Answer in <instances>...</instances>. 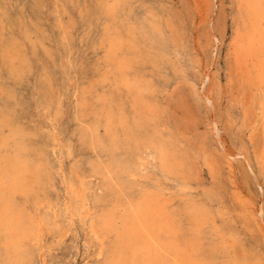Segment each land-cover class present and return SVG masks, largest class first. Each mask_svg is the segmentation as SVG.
<instances>
[{"label":"rangeland","instance_id":"374dc122","mask_svg":"<svg viewBox=\"0 0 264 264\" xmlns=\"http://www.w3.org/2000/svg\"><path fill=\"white\" fill-rule=\"evenodd\" d=\"M246 3L0 0V155L13 154L24 168L27 186L12 201L26 226L21 239L28 264H102L104 253L96 258L99 239L91 235L89 221L103 209L119 213V202L142 191L156 194L178 223L181 241L193 240L192 206L206 212L197 233L203 259L215 251L217 263L264 264V49L262 61L247 52L264 39L254 35L247 43L253 32ZM128 129L139 138L156 135L166 141L180 163L163 171L152 149L140 145L135 165L142 162L143 168L138 165L134 175L116 173L120 181L114 175L105 182L106 173L94 166L106 163L108 140H125ZM119 148L116 158H128ZM80 195L88 199V217L66 215L78 206ZM35 234L47 247L40 248L44 263L38 261ZM1 236L0 264H18L5 253ZM107 239L108 244L112 236Z\"/></svg>","mask_w":264,"mask_h":264},{"label":"bare ground","instance_id":"6f19581e","mask_svg":"<svg viewBox=\"0 0 264 264\" xmlns=\"http://www.w3.org/2000/svg\"><path fill=\"white\" fill-rule=\"evenodd\" d=\"M127 3V2H126ZM111 5V4H110ZM119 5V4H118ZM113 7V6H112ZM112 7H108V10L110 11L112 9ZM124 7V6H123ZM245 16H246V21L247 24H249L251 31L253 33L252 36H249L247 38V43L250 42L254 35L256 38L258 39H264V0H247V3L245 4ZM114 8V7H113ZM1 19V18H0ZM114 20V19H113ZM113 22V21H112ZM8 24V23H7ZM113 24V23H112ZM111 24V25H112ZM110 32V31H109ZM37 33V32H36ZM2 36V35H1ZM111 36V35H110ZM109 39V38H108ZM19 40V39H18ZM24 40V39H23ZM111 41V40H110ZM24 42V41H23ZM258 45L254 44V49L253 52L251 50V48L247 51L249 54L252 55H256V59H258V61H260L261 59H263L262 57L259 56V52L262 51L264 49V41L260 42L259 40L257 41ZM109 43V42H108ZM167 43V42H166ZM248 46V45H246ZM245 46V47H246ZM110 48V47H109ZM113 48V47H112ZM136 50V49H135ZM114 51V50H113ZM261 58V59H260ZM262 61V60H261ZM15 68V67H14ZM166 68V67H165ZM175 70V69H174ZM264 95V94H263ZM2 100V99H1ZM264 101V100H263ZM2 102V101H1ZM60 103V102H59ZM5 105V104H4ZM51 106V105H50ZM41 107V106H40ZM43 109H47V108H43ZM42 109V110H43ZM48 110H50L48 108ZM45 111V110H44ZM43 111V112H44ZM137 112V111H136ZM7 112H5L6 114ZM59 113V112H58ZM50 114V113H49ZM40 116V115H39ZM44 116V115H43ZM50 116V115H49ZM5 117V116H4ZM9 117V115H8ZM105 118V117H104ZM103 118V119H104ZM106 118L108 119V121L110 120V116H106ZM41 119H43L41 117ZM46 119V118H45ZM49 119V118H48ZM52 119V118H51ZM14 121V120H13ZM55 121V120H54ZM49 122V121H48ZM98 122V121H97ZM8 123V122H7ZM1 124V123H0ZM58 124V123H57ZM10 125V124H9ZM12 126V125H11ZM39 126V125H38ZM57 127V126H56ZM10 128V127H9ZM41 128V127H40ZM97 128V127H96ZM108 128V127H107ZM48 129V128H47ZM56 129V128H55ZM89 129V128H88ZM10 130V129H9ZM95 130V129H94ZM98 130V129H97ZM2 131V130H1ZM12 132H14V134L17 133V129L16 130H11ZM54 132V131H53ZM125 140L122 141H117L115 140V138H110L108 140V144H107V149H108V158H105L106 163L104 164H96L93 163L95 166V170L98 172H105L106 173V177L104 180H106L105 182H108L110 180L113 179V176L115 175L117 180L120 181L121 179L119 178L120 176L116 173H129V174H133L137 173V167L138 165H141V163H138L137 165H135V160L138 158V153H139V146L142 145L146 148H150L151 153L150 155H152V158H158L161 164V168L163 171H171L172 169H174L178 163H180L179 158L177 157L176 153H174L173 151H171L172 149H168V145L166 141L163 140H158L156 137V135H152V136H148L147 138H139V136L132 130V129H128L127 131H125ZM19 133V132H18ZM49 133V132H48ZM96 133V132H93ZM164 133V132H163ZM12 134V133H10ZM9 134V135H10ZM86 134V133H85ZM54 135V134H53ZM91 135V134H90ZM13 137V136H11ZM15 137V136H14ZM13 137V138H14ZM54 137V136H53ZM88 138V137H87ZM103 138V136H102ZM119 138V137H118ZM15 139V138H14ZM18 139V138H17ZM55 139V138H54ZM90 139V136H89ZM95 140V138H94ZM97 140V139H96ZM100 140V139H99ZM13 142V140H11ZM9 141V142H11ZM53 141V140H52ZM90 141V140H89ZM1 142V141H0ZM8 142V143H9ZM23 142V141H22ZM97 142V141H96ZM14 143V142H13ZM51 143V142H50ZM56 143V141H55ZM104 143V142H103ZM17 144V143H16ZM58 144V143H57ZM93 144V143H91ZM21 145V144H20ZM68 145V144H67ZM2 146V144H1ZM17 146V145H16ZM59 146V145H58ZM95 146V145H94ZM93 146V147H94ZM15 146H13L14 148ZM22 147V146H20ZM66 147V146H65ZM68 147V146H67ZM71 147V146H70ZM123 148L125 151H127V153L129 154L128 158H124V159H120L116 158V156L114 155V150L115 148H118V151H120L121 149L119 148ZM57 148V146H56ZM102 148V147H101ZM11 149V148H10ZM19 149V148H18ZM22 149V148H21ZM20 149V150H21ZM61 149V148H60ZM68 149V148H66ZM95 149V148H94ZM103 149H105L103 147ZM102 149V150H103ZM120 149V150H119ZM1 150V149H0ZM13 150V149H12ZM15 150V148H14ZM13 150V151H14ZM65 150V149H64ZM71 150V149H69ZM93 150V149H92ZM97 150V149H96ZM101 150V149H100ZM123 150V151H124ZM68 151V150H67ZM94 151V150H93ZM99 151V150H98ZM117 151V150H115ZM148 151V150H147ZM5 152V151H4ZM24 152V151H23ZM51 152L52 148H51ZM58 152V151H57ZM96 152V151H95ZM94 152V153H95ZM102 152V151H101ZM146 152V151H145ZM16 153V152H15ZM21 153V152H20ZM49 153V152H48ZM72 153V152H71ZM93 153V154H94ZM97 153V152H96ZM99 153V152H98ZM97 153V154H98ZM105 153V151H104ZM119 153H122V151H120ZM23 154V153H22ZM96 154V156H97ZM101 154V153H100ZM4 155V154H3ZM17 155V154H15ZM45 155V154H43ZM106 155V153H105ZM13 157H2V155H0V234L2 235V244L4 247V251L5 253L12 258V260L15 263L18 264H28L31 263V261L26 260V256L28 255V251L27 249L23 246L22 243V239H21V234L24 232V224L23 221L19 215V213L17 212V210L14 208V204L12 201V197L15 195L14 193H19L22 188H24V186L26 185V180H25V176L22 175V172L24 170V168L22 167V165L20 164V161H18V159H16L14 157V155L12 154ZM19 156V155H18ZM102 156V155H101ZM141 156V155H140ZM59 157V155H58ZM105 157V156H104ZM103 157V158H104ZM121 157V156H120ZM127 157V156H124ZM147 157V155H146ZM149 157V155H148ZM2 158V159H1ZM44 158V157H43ZM60 158V157H59ZM66 158V157H63ZM98 158V159H97ZM95 158L97 161L101 160L99 159V157ZM23 160V159H22ZM95 160V161H96ZM139 160V158H138ZM145 159L143 158L144 161ZM137 161V160H136ZM47 162V161H46ZM60 162V161H59ZM23 163V162H22ZM33 163V162H32ZM49 163V162H48ZM98 163V162H97ZM145 163V162H144ZM264 163V162H263ZM26 164V163H24ZM45 164V163H44ZM47 164V163H46ZM51 164V163H50ZM61 165V163H59ZM65 164V163H64ZM92 164V165H93ZM91 165V166H92ZM152 165V164H151ZM48 166V164L46 165ZM57 166V165H56ZM153 166V165H152ZM151 166V167H152ZM155 166V165H154ZM35 167V166H34ZM65 167V166H64ZM141 167L143 168V166L141 165ZM93 168V167H92ZM35 169V168H34ZM39 169V168H38ZM61 169V168H60ZM59 169V170H60ZM154 169V167H153ZM62 170V169H61ZM142 171V169H140ZM145 170V169H144ZM152 170V168H151ZM27 171V170H26ZM29 171V170H28ZM36 170H34L35 172ZM39 171V170H37ZM68 171V170H67ZM25 172V171H24ZM264 172V170H263ZM96 173V172H95ZM26 173H24L25 175ZM42 174V173H41ZM53 174V173H52ZM39 175V174H38ZM65 175V174H64ZM71 175V174H70ZM158 175V174H157ZM162 175V174H161ZM32 176V175H31ZM35 176V175H34ZM54 176V175H53ZM93 176V175H92ZM104 176V175H103ZM43 177V176H42ZM64 178V176H62ZM136 176H134L135 178ZM163 177V175H162ZM31 178V177H30ZM56 178V177H55ZM66 178V175H65ZM70 178V177H69ZM99 178V176H98ZM131 178V177H129ZM160 178V177H159ZM168 178V177H167ZM27 179V177H26ZM39 179H42L41 176ZM53 179V178H52ZM58 179V178H57ZM67 179V178H66ZM66 179H64L63 181H65ZM125 179V178H124ZM170 179V178H169ZM182 179V178H181ZM37 180V179H36ZM70 180L72 181V179L70 178ZM134 180V179H133ZM140 180V179H139ZM171 180V179H170ZM176 180V179H175ZM183 180V179H182ZM185 180V179H184ZM183 180V181H184ZM187 180V179H186ZM43 181V180H41ZM57 181V180H56ZM61 181V180H60ZM178 181V180H177ZM32 182V181H31ZM55 182V181H54ZM58 182V181H57ZM66 182V181H65ZM68 182V181H67ZM113 182V181H112ZM110 182V184L112 183ZM144 182V181H143ZM148 181H146L147 183ZM176 182V181H175ZM28 183V182H27ZM44 183V182H43ZM56 183V182H55ZM88 183V182H87ZM121 185H129V183H127L125 181V183L119 182ZM118 183V184H119ZM47 184V183H46ZM90 184V183H89ZM109 184V183H108ZM119 184V185H120ZM143 184V183H142ZM153 184V183H152ZM65 185V184H64ZM68 185V184H67ZM75 185V184H74ZM91 185V184H90ZM113 184L109 185L112 186ZM117 185V184H116ZM120 185V186H121ZM145 185V184H144ZM27 186V185H26ZM46 186V185H45ZM60 186V184H59ZM136 186V185H134ZM142 186V185H141ZM140 186V188H141ZM157 186V185H155ZM168 186V185H167ZM166 186V187H167ZM55 187V186H54ZM67 188V186H65ZM69 187V186H68ZM74 187V186H73ZM76 188L78 186H75ZM74 187V188H75ZM86 187V186H85ZM119 187V186H116ZM115 187V188H116ZM123 187V186H122ZM127 187V186H126ZM32 187H30L31 189ZM34 188V187H33ZM42 188V187H41ZM88 188V187H87ZM86 188V189H87ZM106 188V187H105ZM110 188V187H109ZM260 188V187H259ZM28 189V188H27ZM65 189V188H64ZM71 189V188H70ZM85 189V188H82ZM85 189V190H86ZM120 189V188H119ZM117 189V190H119ZM138 189V186H137ZM35 190V189H34ZM72 193L74 192L73 189ZM99 190V189H97ZM121 190V189H120ZM170 190V189H169ZM168 190V191H169ZM172 190V189H171ZM38 191V190H37ZM76 191V189H75ZM78 191V190H77ZM88 191V190H87ZM93 191V190H92ZM102 194L103 191L99 190ZM123 191V190H122ZM128 191V190H127ZM164 191V190H163ZM27 192V191H26ZM31 192V191H30ZM41 192V190H40ZM61 192V191H60ZM65 192V191H64ZM100 192L99 195H100ZM113 192V191H112ZM171 192V191H170ZM174 192V191H173ZM22 193V192H21ZM24 193V192H23ZM69 193V192H68ZM83 194V192H81ZM80 193V194H81ZM122 193V192H121ZM131 193H133L131 191ZM154 192L151 191H142L140 193H137L133 199V197L126 199L125 198V202H119L118 204L121 206L120 212L117 213L118 211L115 210L116 208H112V209H103L99 214H97L96 216L93 215V217L91 218V220L89 221L90 224L89 225V231L91 233V235L94 236V238H96L95 240H97V256L96 258L104 253V260H102V264H221V263H217L216 260L213 259V253L215 252H211L208 251L206 252V258H202L200 256L201 252L204 250L203 247L199 244L200 242H198V236L197 233L199 232V228H201L200 224L201 222L204 220V218L206 217V212L203 211V209L199 206H192V209L189 211L188 213V218L192 221V236H193V240L190 241H181V239L179 240V236H181L180 231L181 230H177L178 228V223L175 222L168 213L167 210L165 209V207L161 204L158 203L159 202V198L156 199L155 197V193L153 195ZM172 193V192H171ZM211 193V192H210ZM67 194V193H66ZM78 194V193H77ZM97 194V193H96ZM168 194V193H167ZM22 195V194H21ZM32 195V193H31ZM62 195V194H61ZM75 195V194H74ZM117 195V194H116ZM120 195V194H119ZM122 196H125L123 193L121 194ZM206 196V194H204ZM213 195V194H211ZM26 196V195H25ZM46 196V195H45ZM56 196V195H55ZM66 196V195H65ZM73 196V195H72ZM162 196H163V192H162ZM210 196V195H209ZM27 197V196H26ZM43 197V196H42ZM75 197V196H74ZM78 197V196H77ZM93 197V196H92ZM98 197V196H97ZM107 197V196H106ZM127 197V195H126ZM40 198V197H39ZM45 198V197H44ZM42 198V200L44 199ZM56 198H58L56 196ZM64 198V197H63ZM68 198V197H67ZM81 198L79 200V204L78 206H75L73 208V212H69V208L66 210V215L68 214L70 217H76L77 215H80L81 213L86 214L84 217H88L87 215V209H88V203L86 201V199H84V195H80V197H78V199ZM102 198H105L102 197ZM101 198V199H102ZM207 198V196H206ZM214 198V196L212 197ZM66 199V198H65ZM91 199V197H90ZM93 199V198H92ZM97 198H94L93 200H95ZM100 199V198H99ZM108 199V198H107ZM185 199V198H184ZM54 200V199H53ZM51 200V201H53ZM88 200V199H87ZM155 200V202L153 201ZM167 200V199H166ZM182 200V199H181ZM50 201V200H49ZM55 201V200H54ZM58 201V200H56ZM78 201V200H77ZM99 201V200H98ZM101 201V200H100ZM157 201V202H156ZM196 201V200H194ZM209 201V200H207ZM211 201V200H210ZM219 201V200H218ZM37 202V201H36ZM70 202V200H69ZM67 202V205L68 203ZM74 202L71 201V203ZM91 202V201H90ZM106 202V201H105ZM118 202V201H117ZM193 202V200H192ZM212 202V201H211ZM215 202V201H213ZM40 203V202H38ZM44 203V202H43ZM46 203V202H45ZM52 203V202H51ZM60 203V202H59ZM63 203V202H62ZM196 203V202H195ZM219 203V202H218ZM65 204V203H64ZM98 204V202H97ZM117 204V205H118ZM183 204V203H182ZM199 204V203H197ZM208 204V203H207ZM220 204V203H219ZM218 204V205H219ZM40 205V204H39ZM42 205V204H41ZM44 205V204H43ZM58 205V203H57ZM93 205V204H92ZM91 205V206H92ZM202 205H204L202 203ZM45 206V205H44ZM54 206V205H53ZM63 206V205H62ZM66 206V205H65ZM64 206V208H65ZM69 206V205H68ZM96 206V204H95ZM48 207V205H47ZM56 207V205H55ZM61 207V206H60ZM90 207V205H89ZM93 207V206H92ZM39 208V207H38ZM44 208V207H43ZM71 208V207H70ZM103 208V207H102ZM101 208V209H102ZM42 209V208H41ZM53 209V208H52ZM212 209V208H211ZM38 210V209H36ZM59 210V209H58ZM57 210V211H58ZM63 210V208H62ZM97 210V209H96ZM95 210V211H96ZM177 210V209H176ZM213 210V209H212ZM211 210V211H212ZM34 211V210H33ZM32 211V212H33ZM61 211V210H60ZM91 211V210H89ZM207 211V210H206ZM30 212V211H29ZM36 213V211H34ZM33 212V214H34ZM38 212V211H37ZM40 212V211H39ZM98 212V211H97ZM213 212V211H212ZM23 213V212H22ZM63 213V212H60ZM96 213V212H95ZM218 213V212H217ZM220 213V211H219ZM26 214V213H25ZM38 214V213H37ZM64 214H65V210H64ZM91 214V212H90ZM214 215V213H212ZM27 215V214H26ZM29 215V214H28ZM39 215V214H38ZM53 215V214H52ZM82 215V214H81ZM208 215V214H207ZM31 216V215H30ZM37 216V215H36ZM46 216V215H45ZM48 216V215H47ZM46 216V217H47ZM62 216V215H61ZM68 216V217H69ZM83 216V215H82ZM82 216H77L78 218L82 217ZM91 216V215H90ZM220 216V215H219ZM257 216V215H256ZM33 217H35L33 215ZM44 217V216H43ZM42 217V219H43ZM67 217V218H68ZM187 217V216H186ZM222 217V216H221ZM26 219V217H24ZM36 219H38L37 217H35ZM54 218V217H52ZM56 218V217H55ZM30 219V218H29ZM41 219V218H40ZM41 219V222H42ZM45 219V218H44ZM224 219V217H223ZM35 221V219H33ZM46 220V219H45ZM56 220V219H55ZM67 220V219H66ZM65 220V221H66ZM215 220V219H214ZM218 220V219H217ZM30 221V220H29ZM38 220H36L37 222ZM44 221V220H43ZM50 221V220H49ZM58 221V219H57ZM61 221V219H60ZM63 221V220H62ZM83 221V220H82ZM186 221V220H185ZM212 221V220H211ZM28 222V221H27ZM55 222V221H54ZM79 222V221H78ZM214 222V221H213ZM216 222V221H215ZM26 223V222H24ZM35 223V222H34ZM45 223V222H44ZM56 223V222H55ZM58 223V222H57ZM61 223V222H60ZM59 223V224H60ZM180 223V222H179ZM203 223V222H202ZM219 224V222H217ZM30 224V223H29ZM33 224V223H32ZM38 224V223H37ZM42 224V223H41ZM64 224V223H63ZM62 224V225H63ZM68 224V222H67ZM70 224V222H69ZM74 224V223H73ZM77 224V222H76ZM85 224V222H84ZM48 224H45V226ZM51 225V223H50ZM49 225V226H50ZM53 225H55L53 223ZM52 225V226H53ZM80 224H78L79 226ZM86 225V224H85ZM204 226L207 224H203ZM28 226V225H27ZM32 226V225H31ZM34 226V225H33ZM32 226V227H33ZM38 226V225H37ZM51 226V228H52ZM70 226V225H69ZM74 226V225H72ZM200 226V227H199ZM54 227V226H53ZM58 227V226H57ZM80 227V226H79ZM82 227V226H81ZM186 227V226H185ZM210 227V226H209ZM216 227V225L214 226ZM218 227V226H217ZM222 227V226H221ZM34 228V227H33ZM55 228V227H54ZM59 228H61V226H59ZM58 228V229H59ZM67 228V227H66ZM65 228V229H66ZM77 228V226H76ZM87 228V227H86ZM203 228V227H202ZM211 228V227H210ZM38 229V227H37ZM49 229V228H46ZM45 229V231H46ZM57 229V228H56ZM63 229V228H62ZM204 229V228H203ZM206 229V228H205ZM215 229V228H214ZM27 230V229H26ZM42 230V229H41ZM68 230V229H67ZM70 230V229H69ZM68 230V231H69ZM224 230V228H223ZM39 231V230H38ZM62 231V230H61ZM64 231V229H63ZM78 231V230H77ZM76 231V232H77ZM81 231V230H80ZM87 231V230H86ZM87 231V232H89ZM202 231V230H201ZM216 231V229H215ZM225 231V230H224ZM32 232V231H31ZM52 232V231H50ZM56 232V231H55ZM59 232V231H58ZM65 232V231H64ZM84 232V231H83ZM28 233V232H26ZM30 233V231H29ZM47 233V232H46ZM54 233V231H53ZM60 233V232H59ZM58 233V234H59ZM62 233V232H61ZM68 233V232H67ZM209 233V232H208ZM213 233V232H211ZM219 233V232H218ZM221 233V232H220ZM219 233V234H220ZM222 233H224L222 231ZM40 234V233H39ZM43 234V232L41 233ZM48 234V233H47ZM56 233V235H58ZM71 234V233H70ZM74 234V233H73ZM78 234V232H77ZM177 234L179 236H177ZM217 234V233H216ZM231 234V232L229 233V235ZM233 234V233H232ZM29 235V234H28ZM37 239H36V249H39V259L38 261H44V257H43V251L41 252L40 248H44V245L41 242V238H39V236L37 234H35ZM50 235V234H48ZM54 235V234H53ZM66 234H62V236H65ZM90 235V234H89ZM202 235V234H201ZM212 235V234H211ZM215 235V234H214ZM222 235V234H221ZM33 236V235H32ZM44 236V234H43ZM72 236V235H71ZM74 236V235H73ZM112 236V239H110V243H105L106 239ZM57 237V236H56ZM60 237V236H59ZM89 237V236H88ZM225 237V236H224ZM33 238V237H32ZM54 238V237H53ZM65 238V237H64ZM218 238V237H217ZM46 239V238H45ZM73 239V238H72ZM71 239V240H72ZM205 239V238H204ZM210 239V238H209ZM224 239V238H223ZM32 240V239H31ZM35 240V239H34ZM32 240V241H34ZM54 240V239H53ZM74 240V239H73ZM78 240V239H77ZM215 239L213 238V241ZM219 240V239H218ZM27 240H25L26 242ZM30 241V240H29ZM28 241V242H29ZM51 241V240H50ZM76 241V240H75ZM83 241V240H81ZM85 241V240H84ZM83 241V242H84ZM109 241V239H107V242ZM212 241V242H213ZM217 241V239H216ZM45 242V241H44ZM43 242V243H44ZM54 242V241H51ZM50 242V243H51ZM211 242V243H212ZM34 243V242H33ZM46 243V242H45ZM59 243V241H58ZM57 243V244H58ZM61 243V240H60ZM78 243V242H77ZM96 243V241H95ZM220 243V242H219ZM52 244V243H51ZM31 245V244H30ZM35 245V244H34ZM33 245V246H34ZM47 245V244H46ZM53 245H56L55 242ZM85 245V244H83ZM89 245V243L87 244ZM214 245V244H213ZM231 245V244H230ZM80 247V246H79ZM210 247V245H209ZM216 247V246H215ZM47 248V247H46ZM56 248V247H55ZM92 248V246H91ZM219 248V247H218ZM35 249V248H34ZM37 249V250H38ZM53 249V248H52ZM79 249V248H78ZM82 249V247H81ZM87 249V248H86ZM90 249V248H89ZM93 249V248H92ZM209 249V248H208ZM32 250V249H31ZM36 250V251H37ZM49 250V249H48ZM54 250V249H53ZM56 250V249H55ZM80 250V249H79ZM83 250V249H82ZM210 250V249H209ZM217 250V249H215ZM222 250V248L220 249ZM74 251V249H73ZM88 251V250H87ZM224 251V249L222 250ZM221 251V252H222ZM32 252V251H31ZM37 252V254H38ZM50 252V251H49ZM55 252V251H54ZM72 252V251H71ZM86 252V251H85ZM96 252V251H95ZM46 253V252H45ZM48 253V252H47ZM217 253V251H216ZM215 253V254H216ZM229 253V252H228ZM34 254V253H33ZM53 254V253H52ZM84 254V252H83ZM89 254V253H88ZM74 255V254H73ZM72 255V256H73ZM47 256V255H46ZM79 256V254H78ZM227 256V255H226ZM53 257V256H52ZM71 257V256H70ZM69 257V258H70ZM215 257V256H214ZM225 257V256H224ZM32 258V257H31ZM34 258V257H33ZM46 258V257H45ZM51 258V256H50ZM69 258L67 259V262L69 260ZM72 258V257H71ZM95 258V257H94ZM103 258V257H102ZM219 258V257H217ZM47 259V258H46ZM84 259V258H83ZM99 259V257H98ZM245 259V258H244ZM51 260V259H50ZM49 260V261H50ZM91 260V259H90ZM228 260V259H227ZM89 261V260H87ZM86 261V262H87ZM99 261V260H98ZM219 261V259H218ZM231 263L228 264H254V263H247L246 261L242 262H238L237 260L233 259L231 260ZM66 262V261H65ZM64 262V263H65ZM81 262V261H80ZM97 263V261H95ZM100 262V261H99ZM104 262V263H103ZM44 263V262H42ZM71 263V262H70ZM8 264V263H7ZM45 264V263H44ZM67 264V263H66ZM89 264V263H88ZM91 264V262H90Z\"/></svg>","mask_w":264,"mask_h":264}]
</instances>
